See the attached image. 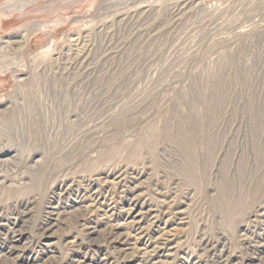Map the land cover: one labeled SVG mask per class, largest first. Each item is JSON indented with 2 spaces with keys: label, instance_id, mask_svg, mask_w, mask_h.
<instances>
[{
  "label": "rangeland",
  "instance_id": "obj_1",
  "mask_svg": "<svg viewBox=\"0 0 264 264\" xmlns=\"http://www.w3.org/2000/svg\"><path fill=\"white\" fill-rule=\"evenodd\" d=\"M8 46L0 264H264V0H0Z\"/></svg>",
  "mask_w": 264,
  "mask_h": 264
},
{
  "label": "bare ground",
  "instance_id": "obj_2",
  "mask_svg": "<svg viewBox=\"0 0 264 264\" xmlns=\"http://www.w3.org/2000/svg\"><path fill=\"white\" fill-rule=\"evenodd\" d=\"M14 6V5H13ZM10 7H12V6H10ZM16 44V43H15ZM9 49H11V47L10 46H8V47H0V53L2 54V52H4L2 55H5V54H8V53H10L9 51ZM13 50V49H12ZM84 74V73H83ZM76 86H78V85H76ZM83 87V86H82ZM89 89H90V87H89ZM76 102V101H75ZM101 138V137H100ZM10 162V161H9ZM1 164V163H0ZM5 166V163L4 164H2V165H0V172L2 171V168ZM6 167V166H5ZM130 181V180H129ZM89 190V189H88ZM23 208L25 207V206H22ZM97 209V208H96ZM83 211V210H82ZM86 212H90V209L88 210V208H86L85 209V211H83L82 212V217L81 218H84L88 213H86ZM94 212V211H93ZM255 213V212H254ZM29 214V212L27 211V210H23L22 212H20V213H17L16 214V217L14 218V220L17 222V225H19V223H23V225H24V227H25V224L27 225L28 224V221L27 220H24L23 218L26 216V215H28ZM78 221H79V219L77 220V223H78ZM80 223H81V221H80ZM14 225V224H13ZM36 228V227H35ZM117 228V227H116ZM47 229H49L48 227L47 228H42V229H40L38 232H39V235H42V234H45V232L47 231ZM95 229L96 228H93V227H90V226H88V227H86V230H87V236L89 237V239H90V236H93L95 233H96V231H95ZM110 231H109V233H108V235H112V228L111 229H109ZM7 235H8V237H7V242L10 244V246L8 247L10 250H14V249H18V247H14V243H15V239L16 238H20L21 236H22V233H23V231L21 230V228H18L17 226H11V228H9V229H7ZM118 237V236H117ZM249 238V237H248ZM126 242V241H125ZM111 244V243H110ZM245 244V243H244ZM257 244V243H256ZM223 245H224V243H223ZM205 246H207V245H205ZM20 248H22V247H20ZM121 249V248H120ZM128 249V248H127ZM139 250V249H138ZM262 250V249H261ZM158 251V250H157ZM133 252V251H132ZM139 252V251H138ZM252 252V251H251ZM142 253H144V252H140L139 254H142ZM154 254V253H153ZM155 254H156V252H155ZM146 255V254H145ZM159 255H161V254H159ZM139 256V255H138ZM264 256V255H263ZM139 257H141V255L139 256ZM147 257H149V256H142L141 257V259H145V258H147ZM262 259V258H261ZM148 262H149V260H147ZM125 262V261H124ZM261 262V261H260ZM251 263V262H250ZM152 264H154V263H152ZM252 264V263H251Z\"/></svg>",
  "mask_w": 264,
  "mask_h": 264
}]
</instances>
